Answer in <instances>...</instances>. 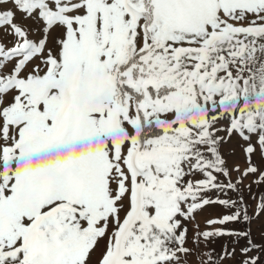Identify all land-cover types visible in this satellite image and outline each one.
<instances>
[{"label": "snow or ice", "instance_id": "6c2138e0", "mask_svg": "<svg viewBox=\"0 0 264 264\" xmlns=\"http://www.w3.org/2000/svg\"><path fill=\"white\" fill-rule=\"evenodd\" d=\"M253 184L264 0H0V264H264Z\"/></svg>", "mask_w": 264, "mask_h": 264}, {"label": "rangeland", "instance_id": "374dc122", "mask_svg": "<svg viewBox=\"0 0 264 264\" xmlns=\"http://www.w3.org/2000/svg\"><path fill=\"white\" fill-rule=\"evenodd\" d=\"M231 146H229L230 148ZM227 151V150H226ZM228 162L229 165L231 166L232 164H240L241 167L244 166L242 159L240 158L239 152L237 151L236 156H229L228 157ZM251 181H245V185H247L248 183H250ZM264 193V186H260L257 187L255 184L252 185L251 188V193L248 192L247 187L244 188V196L245 199L247 201V203L249 204V210L251 211L252 207H255V204L258 202L260 195ZM255 198V199H254ZM222 211L221 209H216V210H212L211 212H207L204 213V216H208V215H215L217 212ZM199 219L203 220V217H200ZM201 226L203 227V224H201ZM233 227H239V225H235ZM264 228V218H261L260 221L254 223L252 225V232H253V238L257 243L261 242V229ZM225 241L220 240L217 241L215 244H212L209 246V248H214L215 249V254H219L221 251V245L224 244ZM240 259V255H239V249H237V255L236 258L233 260H227L225 261V264H238Z\"/></svg>", "mask_w": 264, "mask_h": 264}]
</instances>
